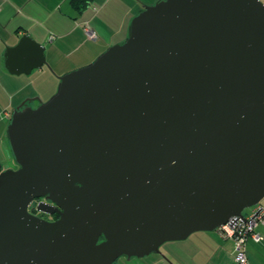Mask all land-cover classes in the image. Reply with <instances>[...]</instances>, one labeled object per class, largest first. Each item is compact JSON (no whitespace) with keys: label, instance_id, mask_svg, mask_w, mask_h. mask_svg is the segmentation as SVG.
I'll list each match as a JSON object with an SVG mask.
<instances>
[{"label":"water","instance_id":"1","mask_svg":"<svg viewBox=\"0 0 264 264\" xmlns=\"http://www.w3.org/2000/svg\"><path fill=\"white\" fill-rule=\"evenodd\" d=\"M23 35L13 74L48 64ZM17 108L0 161V264H115L264 198V1L159 0L127 39ZM37 209L59 219L47 221Z\"/></svg>","mask_w":264,"mask_h":264},{"label":"crops","instance_id":"2","mask_svg":"<svg viewBox=\"0 0 264 264\" xmlns=\"http://www.w3.org/2000/svg\"><path fill=\"white\" fill-rule=\"evenodd\" d=\"M158 1L0 0V146L4 153L13 112L25 105L38 106L58 89L59 76L50 71L49 63L62 76L93 62L109 45L124 42L132 19ZM87 26L96 32L95 40L87 36ZM25 34L46 46L48 64L13 74L6 66V50ZM257 231L263 239L248 240L250 264H264V225ZM219 235L230 242L226 251L217 243L180 242L162 254L146 256L143 264H233L234 242Z\"/></svg>","mask_w":264,"mask_h":264},{"label":"built area","instance_id":"3","mask_svg":"<svg viewBox=\"0 0 264 264\" xmlns=\"http://www.w3.org/2000/svg\"><path fill=\"white\" fill-rule=\"evenodd\" d=\"M87 36L90 39H96L97 35L90 27H85ZM245 219L239 216H233L229 221L222 225L218 231L226 239L234 242V263L233 264H250L247 255V243L249 239L259 242L263 239L257 231V227L264 225V206L258 204L249 216Z\"/></svg>","mask_w":264,"mask_h":264},{"label":"rangeland","instance_id":"4","mask_svg":"<svg viewBox=\"0 0 264 264\" xmlns=\"http://www.w3.org/2000/svg\"><path fill=\"white\" fill-rule=\"evenodd\" d=\"M264 1V0H263ZM91 40H95V39H91ZM118 43V42H117ZM117 43H113L112 45H114V44H117ZM112 45H109L105 50H107L110 46H112ZM104 50V51H105ZM104 51H102V53L104 52ZM99 56V55H98ZM97 58V57H96ZM95 58V59H96ZM94 59V60H95ZM90 63V62H89ZM89 63H87V64H89ZM48 67H49V69H50V71H52L57 77L58 76H61V75H58L56 72H55V70L53 69V67L50 65V63H49V65H48ZM79 68V67H78ZM73 70H75V69H72L71 71H73ZM58 86H59V84H58ZM56 91H57V89H56ZM56 91L54 92V93H56ZM53 93V94H54ZM52 94V95H53ZM51 95V96H52ZM50 96V97H51ZM49 97V98H50ZM48 100V99H47ZM0 161H2V163L4 164V165H7V166H9V167H11V168H14V167H16V164H15V162H13V161H7V159L5 158V153H4V150H3V146L1 145L0 146ZM264 202V199L261 201V203H263ZM255 208V206H253V207H249V208H246L245 210H244V214L246 215V216H249L251 213H252V211H253V209ZM198 241H201V242H207V243H217V244H220L221 245V247H224L223 249H225V251H226V248H228L229 246V243L230 242H228V241H226V240H223L221 237H220V235H219V233H218V230H215V231H197V232H194V233H192L187 239H185V240H179V241H168V242H166V243H164L161 247H160V249H161V251L163 252V251H167V249H168V247H174V246H176V245H178V243H180V242H198ZM122 258V257H121ZM142 259H144V258H142ZM141 259V260H142Z\"/></svg>","mask_w":264,"mask_h":264},{"label":"flooded vegetation","instance_id":"5","mask_svg":"<svg viewBox=\"0 0 264 264\" xmlns=\"http://www.w3.org/2000/svg\"><path fill=\"white\" fill-rule=\"evenodd\" d=\"M46 198L45 197H41V198H36L30 205L29 207V211L33 214L36 215L42 219H45L47 221H56L59 219L60 215L58 213H53V214H49L46 212H42L40 210L37 209L38 203L41 201H45ZM142 258H132V259H127V257H122L119 258L115 264H143V262L145 261L146 257ZM142 259V260H141Z\"/></svg>","mask_w":264,"mask_h":264}]
</instances>
